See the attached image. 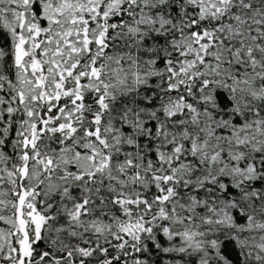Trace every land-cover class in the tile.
<instances>
[{"label":"snow or ice","instance_id":"1","mask_svg":"<svg viewBox=\"0 0 264 264\" xmlns=\"http://www.w3.org/2000/svg\"><path fill=\"white\" fill-rule=\"evenodd\" d=\"M0 264H264V0H0Z\"/></svg>","mask_w":264,"mask_h":264},{"label":"rangeland","instance_id":"2","mask_svg":"<svg viewBox=\"0 0 264 264\" xmlns=\"http://www.w3.org/2000/svg\"><path fill=\"white\" fill-rule=\"evenodd\" d=\"M0 227H7V226L4 225L2 222H0Z\"/></svg>","mask_w":264,"mask_h":264}]
</instances>
